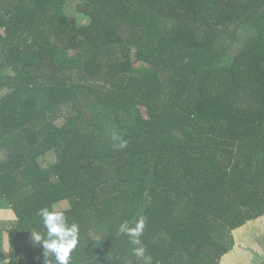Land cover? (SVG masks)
<instances>
[{
    "label": "trees",
    "instance_id": "obj_1",
    "mask_svg": "<svg viewBox=\"0 0 264 264\" xmlns=\"http://www.w3.org/2000/svg\"><path fill=\"white\" fill-rule=\"evenodd\" d=\"M71 2L0 0L10 262L44 264L30 231L68 203L70 264H220L264 217V0Z\"/></svg>",
    "mask_w": 264,
    "mask_h": 264
},
{
    "label": "clouds",
    "instance_id": "obj_2",
    "mask_svg": "<svg viewBox=\"0 0 264 264\" xmlns=\"http://www.w3.org/2000/svg\"><path fill=\"white\" fill-rule=\"evenodd\" d=\"M112 140L115 148L123 149L127 141L122 137L113 134ZM41 217L44 233L30 231V240L33 246H40L43 249L44 264H49L47 257L52 256L55 264H70V254L77 247L79 241V226L76 223H69V218L63 211L50 210L48 207L38 211ZM146 225V218L139 217L134 224L125 221L118 227V233L126 235L129 243L133 246L131 251L136 257H144L145 249L141 246V236Z\"/></svg>",
    "mask_w": 264,
    "mask_h": 264
},
{
    "label": "rangeland",
    "instance_id": "obj_3",
    "mask_svg": "<svg viewBox=\"0 0 264 264\" xmlns=\"http://www.w3.org/2000/svg\"><path fill=\"white\" fill-rule=\"evenodd\" d=\"M78 4V0H72L70 3L69 13L71 16L75 15V7ZM76 17V15L74 16ZM77 21L80 25H85L87 20L78 16ZM52 156L45 157L43 160V165L47 166L52 162ZM70 208L68 203H63L56 206V211H66ZM6 211L12 216L13 212L7 208L4 201H0V212ZM0 217L3 220L8 218L7 214ZM7 223V222H6ZM9 224V223H7ZM236 233V234H235ZM235 234L236 244L232 250L233 254L228 256V258H234L237 264H264V217L260 220L249 223L245 228L240 229ZM234 255V256H233Z\"/></svg>",
    "mask_w": 264,
    "mask_h": 264
},
{
    "label": "crops",
    "instance_id": "obj_4",
    "mask_svg": "<svg viewBox=\"0 0 264 264\" xmlns=\"http://www.w3.org/2000/svg\"><path fill=\"white\" fill-rule=\"evenodd\" d=\"M1 213L2 215L7 214L8 218L6 220H3V218L0 217V264H13L10 262V259H9V253H10V244H9V238H8L9 225L7 223H11L15 221V216H12L6 211L4 212L1 211L0 214ZM235 232L237 231H234V233ZM235 234H234V238H235V244H236L237 240H236ZM231 254H233L232 251L228 253L226 256H224L221 259L220 264H237V261H235L234 258H228V256H230Z\"/></svg>",
    "mask_w": 264,
    "mask_h": 264
}]
</instances>
